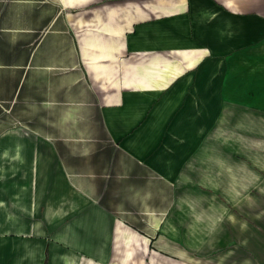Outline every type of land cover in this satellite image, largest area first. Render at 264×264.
Here are the masks:
<instances>
[{"label":"crops","instance_id":"crops-1","mask_svg":"<svg viewBox=\"0 0 264 264\" xmlns=\"http://www.w3.org/2000/svg\"><path fill=\"white\" fill-rule=\"evenodd\" d=\"M69 63L124 137L106 180L6 128L38 71L64 104ZM101 261L264 264V0H0V264Z\"/></svg>","mask_w":264,"mask_h":264},{"label":"rangeland","instance_id":"rangeland-1","mask_svg":"<svg viewBox=\"0 0 264 264\" xmlns=\"http://www.w3.org/2000/svg\"><path fill=\"white\" fill-rule=\"evenodd\" d=\"M20 46L24 49L27 45ZM29 46L31 45L27 47ZM72 52H76V47L72 48ZM70 60H76L75 56ZM40 75L39 71L35 74L36 92L30 91V88L28 91L27 87L22 88L20 105L15 109V113L10 112L12 119L6 123V128L24 126L27 130L35 131L38 143H47L51 140L62 149L65 160L72 169L82 170L88 174L100 173L101 179L106 180L110 173V156H108L110 149L119 147L124 137L111 141V136L104 127L101 114L96 108L103 94L96 90L100 81L93 80L86 73L83 65L73 66L69 63L64 66V104H60L55 99L45 98L47 94L44 91V80L38 79ZM129 134L130 132L126 135ZM5 146L9 148L8 145ZM36 158L39 159L37 154ZM118 199L125 201L124 195H119ZM102 200L106 205H110L108 187L104 190ZM126 200L127 206L131 207L133 213H138L135 214L137 220L133 222L140 228H145L146 222L153 219V212L140 215L142 211L148 210L142 205L136 189L131 191V197ZM135 254L139 255V253ZM99 264L104 262L101 261Z\"/></svg>","mask_w":264,"mask_h":264},{"label":"bare ground","instance_id":"bare-ground-1","mask_svg":"<svg viewBox=\"0 0 264 264\" xmlns=\"http://www.w3.org/2000/svg\"><path fill=\"white\" fill-rule=\"evenodd\" d=\"M139 85V84H138ZM156 85H158V84H156Z\"/></svg>","mask_w":264,"mask_h":264}]
</instances>
